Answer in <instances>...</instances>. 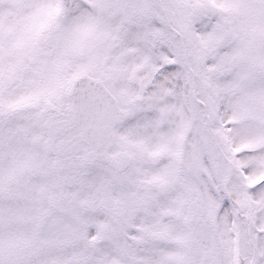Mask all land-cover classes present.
Instances as JSON below:
<instances>
[{
    "label": "snow or ice",
    "instance_id": "snow-or-ice-1",
    "mask_svg": "<svg viewBox=\"0 0 264 264\" xmlns=\"http://www.w3.org/2000/svg\"><path fill=\"white\" fill-rule=\"evenodd\" d=\"M0 264H264V0H0Z\"/></svg>",
    "mask_w": 264,
    "mask_h": 264
}]
</instances>
